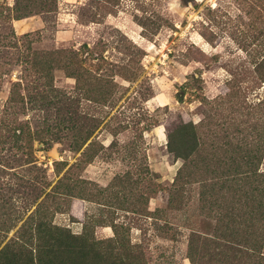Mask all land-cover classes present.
Instances as JSON below:
<instances>
[{
	"label": "rangeland",
	"instance_id": "1",
	"mask_svg": "<svg viewBox=\"0 0 264 264\" xmlns=\"http://www.w3.org/2000/svg\"><path fill=\"white\" fill-rule=\"evenodd\" d=\"M0 264H264V0H0Z\"/></svg>",
	"mask_w": 264,
	"mask_h": 264
}]
</instances>
